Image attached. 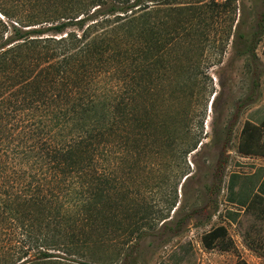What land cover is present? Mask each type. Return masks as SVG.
Listing matches in <instances>:
<instances>
[{"label": "trees", "instance_id": "16d2710c", "mask_svg": "<svg viewBox=\"0 0 264 264\" xmlns=\"http://www.w3.org/2000/svg\"><path fill=\"white\" fill-rule=\"evenodd\" d=\"M19 1L35 8L0 36V264H48L90 244L115 204L111 175L131 155L170 153L175 180V26L190 22L175 13L234 0ZM183 134L186 158L200 136ZM237 150L264 156L259 126L243 123ZM221 235L205 233L204 247Z\"/></svg>", "mask_w": 264, "mask_h": 264}, {"label": "rangeland", "instance_id": "374dc122", "mask_svg": "<svg viewBox=\"0 0 264 264\" xmlns=\"http://www.w3.org/2000/svg\"><path fill=\"white\" fill-rule=\"evenodd\" d=\"M211 1L225 0L179 6ZM34 8L0 0V36L15 12ZM187 18L175 26V180L170 153L115 161L110 217L98 219L90 244L48 264H264V156L237 150L246 120L264 145V0L175 13V23ZM188 128L200 143L185 158L178 146ZM217 227L225 235L205 248L202 236Z\"/></svg>", "mask_w": 264, "mask_h": 264}]
</instances>
